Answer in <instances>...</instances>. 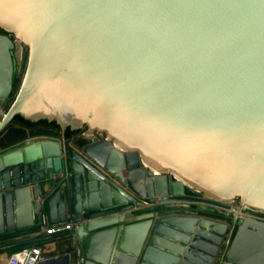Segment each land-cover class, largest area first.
Here are the masks:
<instances>
[{
  "label": "water",
  "instance_id": "1",
  "mask_svg": "<svg viewBox=\"0 0 264 264\" xmlns=\"http://www.w3.org/2000/svg\"><path fill=\"white\" fill-rule=\"evenodd\" d=\"M0 32V110L21 77L0 133L106 137L84 158L0 154V237H70L77 264H215L225 226L194 213L264 214V0H0ZM246 215L217 264H264V216Z\"/></svg>",
  "mask_w": 264,
  "mask_h": 264
},
{
  "label": "rangeland",
  "instance_id": "2",
  "mask_svg": "<svg viewBox=\"0 0 264 264\" xmlns=\"http://www.w3.org/2000/svg\"><path fill=\"white\" fill-rule=\"evenodd\" d=\"M0 35H3V33L0 32ZM7 37L12 40L11 36H7ZM13 53H15V56H17L18 51L16 50ZM26 57H27V49L24 47L23 48V58H22V69L24 68ZM15 60H17V58H15ZM20 79L21 77L13 78V91L11 95L9 96V98L5 101L4 105L1 107L0 114L5 113L10 103L12 102L13 96L19 85ZM85 132H86L85 128L75 131V132H70L69 130H66L64 135L62 136L59 128L55 126V124L53 123L47 124V123L40 122L34 125H29V124L23 123L22 121L18 119H15L0 133V153L3 154L5 152L11 151L15 149L13 147L17 146V144H20V143L22 144L27 141L33 142V141L50 140V141L57 142L59 144L64 143L66 151L71 150V152L76 153L79 156H82L84 158L82 154V150L84 148H86L87 146L91 144L99 142V141H106V137L104 133L100 134L96 131H93L88 136L85 134ZM112 141L113 140H108V142L111 144H112ZM91 164L94 165L93 163ZM95 167L98 169L97 166ZM100 171L102 172V170ZM119 187L121 188V186ZM123 190L127 192V194L133 197V195H131L126 189H123ZM203 200H206L208 202L215 201L207 197H203ZM138 201L142 202L141 200H138ZM145 205H148V204H145ZM229 205L235 210L234 212L222 210L221 214H218L217 212H215L214 214H206V213H200V212L196 214L194 213V216L198 217L201 220H208L213 223L225 226V230L223 232V235L221 237V241L219 244L218 254L215 259V264L218 263L220 255L222 254L228 240L230 243V241L232 240L234 236V233L236 232V226L233 225L234 216H237L241 219L246 218L247 213L248 214L249 213L258 214V215L264 216L263 213L251 210L246 207H242L239 212L236 211L238 207L237 199H234ZM148 206H151V205H148ZM43 242H40V245L38 246V248H42Z\"/></svg>",
  "mask_w": 264,
  "mask_h": 264
},
{
  "label": "crops",
  "instance_id": "3",
  "mask_svg": "<svg viewBox=\"0 0 264 264\" xmlns=\"http://www.w3.org/2000/svg\"><path fill=\"white\" fill-rule=\"evenodd\" d=\"M34 142L36 141L33 142L27 141L22 144L21 143L17 144V146H14L13 148H17L24 144L34 143ZM143 207H149V206L144 205ZM10 213H11L10 215L11 222L14 224L16 222L15 220L16 216L14 210H11ZM85 224L86 221H82L80 223L81 226H84ZM69 228H72V225L68 224V226L54 230L50 234L53 235L57 233L66 232L69 230ZM44 234H45L44 230H40V231L37 230L25 234H15L10 236L0 237V248L7 247V250L0 251V264H6L8 257L13 253L18 252L21 249L38 247L40 245V242L43 241H37V240L42 238ZM41 249L43 250V253L47 258V260H59V258H63L65 253L69 252L68 253L69 264H77L76 247L74 245L73 240L70 237L56 238L49 241H44ZM81 254H82L81 257H83L84 247H81Z\"/></svg>",
  "mask_w": 264,
  "mask_h": 264
},
{
  "label": "built area",
  "instance_id": "4",
  "mask_svg": "<svg viewBox=\"0 0 264 264\" xmlns=\"http://www.w3.org/2000/svg\"><path fill=\"white\" fill-rule=\"evenodd\" d=\"M51 232H48V234ZM46 260L47 258L45 257L43 250L35 247L21 249L18 252L11 254L6 261V264H40Z\"/></svg>",
  "mask_w": 264,
  "mask_h": 264
},
{
  "label": "bare ground",
  "instance_id": "5",
  "mask_svg": "<svg viewBox=\"0 0 264 264\" xmlns=\"http://www.w3.org/2000/svg\"><path fill=\"white\" fill-rule=\"evenodd\" d=\"M152 173H153V176H155V175H156V172H153V171H152ZM144 205H145V204H144ZM135 237H136V238L138 237V236H137V234L135 235ZM135 237H134V238H135ZM134 238H133V239H134ZM133 239H132L131 241H133V242H134V240H133Z\"/></svg>",
  "mask_w": 264,
  "mask_h": 264
}]
</instances>
